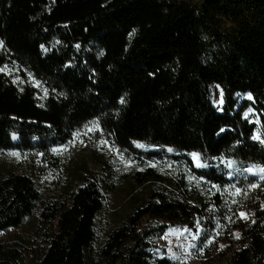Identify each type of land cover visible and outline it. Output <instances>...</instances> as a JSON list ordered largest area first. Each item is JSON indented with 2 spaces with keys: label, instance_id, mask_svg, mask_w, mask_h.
Instances as JSON below:
<instances>
[{
  "label": "trees",
  "instance_id": "1",
  "mask_svg": "<svg viewBox=\"0 0 264 264\" xmlns=\"http://www.w3.org/2000/svg\"><path fill=\"white\" fill-rule=\"evenodd\" d=\"M11 59L45 96L0 72V149L61 166L53 149L93 132L131 157L137 140L195 151L206 165L232 158L264 168V0H0V67ZM76 178L77 189L62 187L44 207L58 226L43 233L39 264H185L157 244L169 225L201 230L200 264H264V180L189 166L180 195H133L132 212L99 244L98 181ZM38 201L28 175L0 178V233L20 227ZM18 259L0 244V264Z\"/></svg>",
  "mask_w": 264,
  "mask_h": 264
},
{
  "label": "rangeland",
  "instance_id": "2",
  "mask_svg": "<svg viewBox=\"0 0 264 264\" xmlns=\"http://www.w3.org/2000/svg\"><path fill=\"white\" fill-rule=\"evenodd\" d=\"M0 69H3L0 72L10 84L18 87L29 84L36 89L38 101L43 100L44 86L26 73L27 70L22 65L11 59ZM210 89L212 101L219 107L222 101L220 88L213 85ZM243 100H250L249 95L239 97V101ZM11 139L14 143L18 142L17 135H11ZM132 143L137 149L134 157L114 148L93 132L75 136L66 147L53 149L54 155L58 157L56 161L61 163V166L50 165L46 163V159L40 158V154L21 148L0 149V178L11 172L26 174L32 178L39 191V201L22 225L0 233V244L4 251H16L20 264H39L42 250L40 239L44 232L50 229L55 231L58 226V222L50 224L44 220V207L57 199L62 187L77 189L82 184V180L76 178L79 172L83 174L84 179H97L103 197L102 207L94 219V230L98 233L99 244L106 240L116 224L124 221L128 213L132 212L135 207V203L131 202L133 195L146 197L153 187H159L170 196L180 195L183 184L187 182L189 163L196 167L190 155L194 152H178L170 146H148L137 140ZM82 164L86 166V170L81 171ZM215 165L225 172L227 177L242 174L264 179V169L257 165L243 164L231 159H217ZM107 167L113 173L105 171ZM141 175L148 178L140 184L137 177ZM68 203L71 205L70 200ZM241 217L247 220L245 212H241ZM235 234L238 236L239 232ZM199 236V230L180 229L169 225L157 244L164 249L165 256L172 260L185 264H200L202 258L197 251ZM155 256L163 257L162 252L157 250Z\"/></svg>",
  "mask_w": 264,
  "mask_h": 264
},
{
  "label": "flooded vegetation",
  "instance_id": "3",
  "mask_svg": "<svg viewBox=\"0 0 264 264\" xmlns=\"http://www.w3.org/2000/svg\"><path fill=\"white\" fill-rule=\"evenodd\" d=\"M217 86V85H216ZM217 87H219V86H217ZM220 88V87H219ZM220 91H221V89H220ZM221 100H222V96H221ZM212 103H213V101H212ZM222 103V102H221ZM214 104V103H213ZM221 105V104H220ZM220 108V106L218 107V109ZM220 110V109H219ZM133 142V141H132ZM146 145V144H145ZM132 146H133V143H132ZM149 146V145H148ZM156 147H159V146H156ZM160 147H162V146H160ZM133 148L136 150V153H137V149L133 146ZM179 152V151H178ZM192 152H194V153H196V154H198L197 152H195V151H192ZM135 153V154H136ZM186 153H191V152H186ZM200 158V157H199ZM217 159H229V158H216V159H214V164H211V165H206L205 163H203L202 161H201V159H200V161L202 162V164L203 165H206L205 167H203V168H196V167H194L193 165H192V163L190 162L189 163V165H188V167L189 166H191V167H193L194 169H206V168H208V167H216L220 172H222L223 174H224V176L226 177V178H228V179H231V178H234V177H236V176H244V177H254V178H257V179H259V180H264V179H260V178H258V177H256V176H249V175H234V176H232V177H227V175L225 174V172H223L220 168H218L216 165H215V161L217 160ZM231 160H235V161H238V160H236V159H232V158H230ZM229 159V160H230ZM239 162V161H238ZM240 163H242V162H240ZM243 164H253V165H257V164H254V163H243ZM257 166H259V165H257ZM188 167H187V171H188ZM259 167H261V166H259ZM261 168H263V167H261ZM264 169V168H263ZM239 216L241 217V213H239ZM242 218V217H241ZM167 229V228H166ZM181 229V228H180ZM188 229V228H187ZM191 230H194V229H191ZM196 230H199V232H200V234H201V230L200 229H196ZM196 230H194V231H196ZM166 231V230H165ZM164 233V232H163ZM199 240H200V236H199ZM198 244H199V241H198ZM198 244H197V251L200 253V251H199V249H198ZM200 255H201V253H200ZM165 256V255H164ZM168 257V256H167ZM169 258V257H168ZM170 259V258H169ZM172 260V259H171ZM179 261V260H178Z\"/></svg>",
  "mask_w": 264,
  "mask_h": 264
},
{
  "label": "snow or ice",
  "instance_id": "4",
  "mask_svg": "<svg viewBox=\"0 0 264 264\" xmlns=\"http://www.w3.org/2000/svg\"><path fill=\"white\" fill-rule=\"evenodd\" d=\"M41 47H43V45L41 46ZM3 69H0V71H2ZM249 99H251V95L249 94ZM222 102V101H221ZM246 118V117H245ZM221 132H223V131H225V129H221L220 130ZM218 135H219V133H218ZM255 138V137H254ZM191 156H192V158H193V161H194V163H195V165H196V167H204V166H206V165H203L201 162H200V158H199V155L198 154H196V153H192V154H190Z\"/></svg>",
  "mask_w": 264,
  "mask_h": 264
},
{
  "label": "bare ground",
  "instance_id": "5",
  "mask_svg": "<svg viewBox=\"0 0 264 264\" xmlns=\"http://www.w3.org/2000/svg\"><path fill=\"white\" fill-rule=\"evenodd\" d=\"M218 90V89H217ZM218 93H219V90H218Z\"/></svg>",
  "mask_w": 264,
  "mask_h": 264
}]
</instances>
